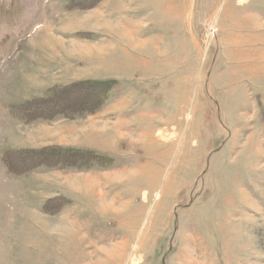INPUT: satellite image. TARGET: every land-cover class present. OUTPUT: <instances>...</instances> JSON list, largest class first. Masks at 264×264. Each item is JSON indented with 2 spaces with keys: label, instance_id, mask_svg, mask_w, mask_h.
<instances>
[{
  "label": "rangeland",
  "instance_id": "obj_1",
  "mask_svg": "<svg viewBox=\"0 0 264 264\" xmlns=\"http://www.w3.org/2000/svg\"><path fill=\"white\" fill-rule=\"evenodd\" d=\"M0 264H264V0H0Z\"/></svg>",
  "mask_w": 264,
  "mask_h": 264
},
{
  "label": "bare ground",
  "instance_id": "obj_2",
  "mask_svg": "<svg viewBox=\"0 0 264 264\" xmlns=\"http://www.w3.org/2000/svg\"><path fill=\"white\" fill-rule=\"evenodd\" d=\"M159 134H161V133H159ZM110 252H111V251H110ZM110 254L113 255V254H114V251H112Z\"/></svg>",
  "mask_w": 264,
  "mask_h": 264
}]
</instances>
